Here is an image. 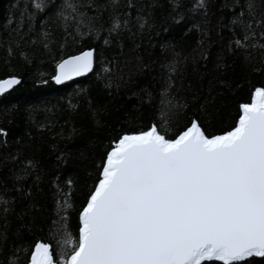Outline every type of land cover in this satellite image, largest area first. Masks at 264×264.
Returning <instances> with one entry per match:
<instances>
[{
  "label": "trees",
  "instance_id": "16d2710c",
  "mask_svg": "<svg viewBox=\"0 0 264 264\" xmlns=\"http://www.w3.org/2000/svg\"><path fill=\"white\" fill-rule=\"evenodd\" d=\"M88 50L91 73L56 86L57 65ZM8 78L21 82L0 96V264H29L36 243L64 264L122 136L236 126L264 87V0H0Z\"/></svg>",
  "mask_w": 264,
  "mask_h": 264
},
{
  "label": "snow or ice",
  "instance_id": "6c2138e0",
  "mask_svg": "<svg viewBox=\"0 0 264 264\" xmlns=\"http://www.w3.org/2000/svg\"><path fill=\"white\" fill-rule=\"evenodd\" d=\"M119 28L117 21L113 30ZM92 67V51L66 59L57 66L56 83ZM20 82L0 80V96ZM240 112L222 135L210 137L193 121L175 138L156 125L120 138L79 215L78 239L67 241L72 247L64 264L264 258V87ZM30 264H56L50 244L36 243Z\"/></svg>",
  "mask_w": 264,
  "mask_h": 264
},
{
  "label": "water",
  "instance_id": "95a60500",
  "mask_svg": "<svg viewBox=\"0 0 264 264\" xmlns=\"http://www.w3.org/2000/svg\"><path fill=\"white\" fill-rule=\"evenodd\" d=\"M88 51H92V50H88ZM85 52V51H84ZM93 52V51H92ZM83 53V52H82ZM82 53H80V54H78V55H81ZM75 56H77V55H75ZM73 57V56H72ZM69 58H71V57H69ZM69 58H66V59H69ZM66 59H64V60H66ZM63 60V61H64ZM63 61H61V62H63ZM60 62V63H61ZM59 63V64H60ZM58 64V65H59ZM93 64H94V54H93ZM57 65V66H58ZM92 69H93V67H92ZM57 73H58V68L56 67V73H55V77H56V75H57ZM91 73V71L90 72H87L86 74H84V75H80V76H73L71 79H66V80H64L62 83H56V80H55V77H54V83H55V85L56 86H62V85H64V84H67V83H70V82H73V81H76V80H79V79H82V78H84V77H87L89 74ZM8 79H11V78H8ZM6 80V79H5ZM17 86V85H16ZM16 86H14L12 89H10L8 92H6L5 94H7V93H9V92H11ZM4 94V95H5ZM251 102V101H250ZM240 115H241V112H240ZM238 123V122H237ZM123 137V136H122ZM121 137V138H122ZM87 204V203H86ZM86 206V205H85ZM79 224H80V222H79ZM249 259H251V258H249ZM209 262H216V263H219V264H223V262L222 261H205V262H203V264L204 263H209ZM237 263H241V262H236V264ZM29 264H30V261H29Z\"/></svg>",
  "mask_w": 264,
  "mask_h": 264
}]
</instances>
